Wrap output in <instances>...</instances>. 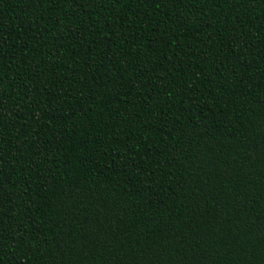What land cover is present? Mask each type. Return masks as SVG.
Here are the masks:
<instances>
[{"label": "trees", "instance_id": "16d2710c", "mask_svg": "<svg viewBox=\"0 0 264 264\" xmlns=\"http://www.w3.org/2000/svg\"><path fill=\"white\" fill-rule=\"evenodd\" d=\"M0 264H264V0H0Z\"/></svg>", "mask_w": 264, "mask_h": 264}]
</instances>
